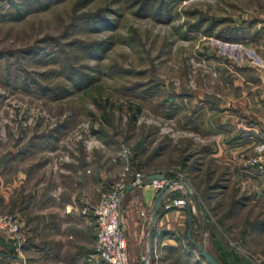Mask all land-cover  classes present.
Instances as JSON below:
<instances>
[{
	"label": "rangeland",
	"instance_id": "rangeland-1",
	"mask_svg": "<svg viewBox=\"0 0 264 264\" xmlns=\"http://www.w3.org/2000/svg\"><path fill=\"white\" fill-rule=\"evenodd\" d=\"M252 13L264 0H0V214L17 217L5 175L22 158L55 200L79 188L94 228L102 193L161 174L192 195L166 264H207L189 239L223 264L264 262V174L211 153L212 110L243 101L242 81L262 69L257 49L215 35L250 39ZM181 184L166 195L186 198ZM22 230L19 248L0 232V254L21 257Z\"/></svg>",
	"mask_w": 264,
	"mask_h": 264
},
{
	"label": "crops",
	"instance_id": "crops-1",
	"mask_svg": "<svg viewBox=\"0 0 264 264\" xmlns=\"http://www.w3.org/2000/svg\"><path fill=\"white\" fill-rule=\"evenodd\" d=\"M245 20H250L253 26L248 27V32L245 31L251 37L246 39L244 46L257 49L259 55L256 59L262 69L257 70L255 76L242 81L240 90L243 101L240 100L237 105L229 104L224 110L220 106L212 110L220 126L214 133L211 153L213 157L229 159L232 165L237 166L238 173L259 179L262 173L255 169L247 170L241 163L251 156L253 145L258 140L257 132H264V13H252ZM27 160L20 162L19 167L16 161L12 164L10 173L5 175L4 187L6 210L17 216L28 235V243L19 258L25 264L26 259L31 264H104L94 254L95 228L91 216L84 213L86 206L76 200L81 192L79 188H73L64 200L60 201V197L55 200L54 195L45 192L44 184L39 182V168H36L35 181L30 180L32 166ZM17 167L20 171H16ZM13 174L17 176V182H13ZM155 196L147 186L137 191L129 190L122 204L120 228L130 264H140L150 250L153 255L149 264H166V251L177 247L171 236L183 223L185 212L182 209L162 211L156 218L152 238L149 237ZM141 213L145 216L142 217ZM4 241L5 245L11 246L8 238Z\"/></svg>",
	"mask_w": 264,
	"mask_h": 264
},
{
	"label": "built area",
	"instance_id": "built-area-1",
	"mask_svg": "<svg viewBox=\"0 0 264 264\" xmlns=\"http://www.w3.org/2000/svg\"><path fill=\"white\" fill-rule=\"evenodd\" d=\"M122 154H128L123 149ZM246 165L260 173H264V137L254 145L252 154L246 161ZM144 174L136 173L130 182H117L107 191L102 193L94 209L95 217V255L104 264H129L127 245L120 228V217L122 204L129 190L150 187L156 194L162 189L166 182H147ZM189 200L186 198L169 199L167 195L162 202L165 212L183 209L187 207ZM144 217L145 214L141 213ZM0 232L7 234L19 248L24 242L23 230L18 218L10 215L0 214ZM0 264H4L0 261ZM256 264H264L257 262Z\"/></svg>",
	"mask_w": 264,
	"mask_h": 264
},
{
	"label": "water",
	"instance_id": "water-1",
	"mask_svg": "<svg viewBox=\"0 0 264 264\" xmlns=\"http://www.w3.org/2000/svg\"><path fill=\"white\" fill-rule=\"evenodd\" d=\"M147 182H152V181H165L164 175L157 174V175H151L146 177ZM175 184H181L179 180H173L171 182H168L162 189H160L155 196L152 208H151V217H150V222H151V230L149 237L150 239L152 238V231L154 229L155 221L158 215V212L160 210V207L162 205V202L164 201V198L166 196L167 191L173 187ZM182 187L185 190L186 193V198L190 201L192 200V195L190 194L187 186L185 184H181ZM189 217H190V211H189ZM190 240V239H189ZM192 246L197 250L199 253L200 257L207 262V264H219L207 251L205 250L204 246L202 243H196L192 242L190 240ZM152 250L149 251L148 256L146 258H143L140 262V264H149V259L152 257ZM0 259L2 260H9L12 262H16L17 264H23V262L18 258L17 256H9V255H4L0 254Z\"/></svg>",
	"mask_w": 264,
	"mask_h": 264
},
{
	"label": "trees",
	"instance_id": "trees-1",
	"mask_svg": "<svg viewBox=\"0 0 264 264\" xmlns=\"http://www.w3.org/2000/svg\"><path fill=\"white\" fill-rule=\"evenodd\" d=\"M19 18H21V16H19L18 13L13 14V18H12V19L19 20ZM222 35H223V34H220V35L216 34L215 37H216L217 40H220V41L225 42V43H245V41H246V34H244V30H239V29H238V30H233V35H236L235 38L232 37V36H230L229 34L224 35L223 37H221ZM167 198H169V199H176L174 196H170V197L167 196ZM162 211H163V209H162V205H161L157 217L160 215V213H161ZM211 236L214 237V234H212ZM189 242H190V240H189ZM192 242H193V241H192ZM190 244H191V242H190ZM191 245H192V244H191ZM4 255H5V254H4ZM8 255H9V256H14V255H15V252L11 249V250L9 251ZM212 257H213V255H212ZM213 258L215 259V257H213ZM215 260H216L219 264H223V263H222L221 261H219L218 259H215Z\"/></svg>",
	"mask_w": 264,
	"mask_h": 264
}]
</instances>
